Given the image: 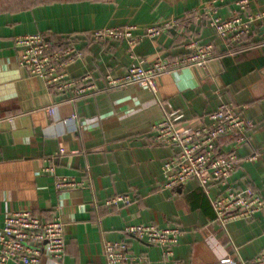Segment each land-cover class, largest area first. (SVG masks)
Masks as SVG:
<instances>
[{
	"label": "crops",
	"instance_id": "0c3cea01",
	"mask_svg": "<svg viewBox=\"0 0 264 264\" xmlns=\"http://www.w3.org/2000/svg\"><path fill=\"white\" fill-rule=\"evenodd\" d=\"M212 1L64 0L0 12V231L13 210H31L43 219L61 217L68 243L62 264H106L105 243L124 240L131 257L146 255L151 264H219L227 256L241 263L264 253V213L224 226L197 180L173 189L162 186L163 163L176 148L155 144L152 126L179 111L185 115L180 129L198 127L206 114L234 103L254 129L241 146L229 137L221 140L222 151L235 148L239 156L231 182L236 189L253 187L264 198V157L246 160L264 150V46L259 42L264 23L254 27L257 42L229 49L198 16ZM239 1H219V14L231 17ZM249 1L251 10H264V0ZM171 21L179 24L133 49L126 40L92 37L103 28L134 25L144 33ZM37 33L57 48L64 37V45L75 41L84 58L69 66V76L91 74L100 87L108 74L122 76L158 57H183L194 42L213 43L215 53L207 69L189 66L162 74L156 94L130 85L73 99L72 91L56 92L20 65L16 38ZM53 156L58 175L88 187L57 190L54 177L43 171ZM211 192L215 197L219 188ZM120 194H130L132 201L104 206ZM137 223L181 227L174 255L165 258L162 247L126 236L125 226ZM42 264L58 263L45 258Z\"/></svg>",
	"mask_w": 264,
	"mask_h": 264
},
{
	"label": "built area",
	"instance_id": "2783aa9c",
	"mask_svg": "<svg viewBox=\"0 0 264 264\" xmlns=\"http://www.w3.org/2000/svg\"><path fill=\"white\" fill-rule=\"evenodd\" d=\"M219 1L222 0L206 3L198 14L200 19L207 21L229 49L257 42L254 40L257 35L254 27L264 23V10L253 11L249 0H241L237 2L238 10L231 17L224 18L217 10ZM178 24L171 21L150 26L144 33H138V28L134 25L109 27L94 31L92 37L96 41L126 40L133 49L145 38L156 39ZM15 45L21 49L20 65L31 77L42 78L56 92L72 91L73 99L86 96L88 91L96 93L130 85H137L156 94L159 90L158 79L162 74L189 66L207 69V64L215 53L213 43L194 42L189 45L191 52L183 57L175 60L158 57L148 65L130 67L122 76L108 74L104 78L103 87H100L93 83L91 74L77 79L69 76V66L84 58L83 50L72 39L66 47L55 49L45 35L37 33L17 37ZM132 57H135L134 52ZM184 118L183 113L172 111L152 126L155 144L176 148V152L163 163L162 186L173 189L190 180H197L210 198L217 221L224 226L238 220L253 219L264 213V198L260 193L253 187L236 189L232 185L231 179L239 163L235 148L222 151L220 147L221 140L225 137L233 139L236 146L248 142L254 123L247 118L243 108L234 103H223L206 114V121L200 126L180 129L178 125ZM64 152L61 150L59 154ZM262 157L264 150L246 160L254 161ZM55 158L53 156L48 159L49 164L43 171L54 177L57 190L88 187L84 181L58 175L53 163ZM214 186L219 188V194L215 197L211 192ZM131 201L130 194H120L107 200L104 206L119 207ZM124 233L162 247L163 256L169 258L174 255V248L178 245L183 230L179 226L160 227L154 223H137L126 225ZM67 248L65 223L61 217L43 219L27 209L7 213L4 227L0 231V264H42L45 258L62 264ZM129 250L130 246L125 240L106 242V264H151L148 256L131 257ZM219 264H264V253L241 263L227 256Z\"/></svg>",
	"mask_w": 264,
	"mask_h": 264
},
{
	"label": "trees",
	"instance_id": "16d2710c",
	"mask_svg": "<svg viewBox=\"0 0 264 264\" xmlns=\"http://www.w3.org/2000/svg\"><path fill=\"white\" fill-rule=\"evenodd\" d=\"M55 1H64V0H0V12H13L15 10H22V9H25V8H28L30 6H34V5H37V4L49 3V2H55ZM204 23H206V22H204ZM65 40H66L65 37L63 38V40H61L62 41V44H61L62 47H59V48L54 47V48L55 49H61V48L66 47L69 43L64 45V41ZM263 41L264 40L259 41V42H263ZM243 47L246 48V45L237 47L234 50L237 51V50H239L240 48H243Z\"/></svg>",
	"mask_w": 264,
	"mask_h": 264
},
{
	"label": "rangeland",
	"instance_id": "374dc122",
	"mask_svg": "<svg viewBox=\"0 0 264 264\" xmlns=\"http://www.w3.org/2000/svg\"><path fill=\"white\" fill-rule=\"evenodd\" d=\"M4 5V4H3Z\"/></svg>",
	"mask_w": 264,
	"mask_h": 264
}]
</instances>
